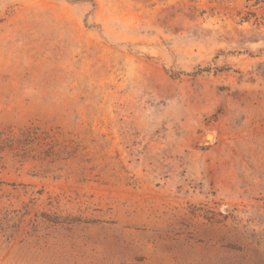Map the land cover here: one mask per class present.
Wrapping results in <instances>:
<instances>
[{
  "label": "rangeland",
  "instance_id": "1",
  "mask_svg": "<svg viewBox=\"0 0 264 264\" xmlns=\"http://www.w3.org/2000/svg\"><path fill=\"white\" fill-rule=\"evenodd\" d=\"M0 264H264V0H0Z\"/></svg>",
  "mask_w": 264,
  "mask_h": 264
},
{
  "label": "bare ground",
  "instance_id": "2",
  "mask_svg": "<svg viewBox=\"0 0 264 264\" xmlns=\"http://www.w3.org/2000/svg\"><path fill=\"white\" fill-rule=\"evenodd\" d=\"M207 139L210 140L211 139V136H208Z\"/></svg>",
  "mask_w": 264,
  "mask_h": 264
}]
</instances>
